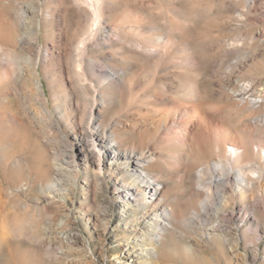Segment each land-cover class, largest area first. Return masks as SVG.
<instances>
[{
    "label": "rangeland",
    "instance_id": "rangeland-1",
    "mask_svg": "<svg viewBox=\"0 0 264 264\" xmlns=\"http://www.w3.org/2000/svg\"><path fill=\"white\" fill-rule=\"evenodd\" d=\"M106 9L84 66L103 96L79 79L84 52L74 42L87 35L70 0H0V264H264V178L247 200L232 182L230 202L195 220L193 210L169 218L151 205L139 166L108 159L100 170L77 145L95 97L96 117L122 148L140 140V113L172 103L155 101L144 52L112 37L118 19L187 43L206 110L264 140V0H109ZM167 71L159 76L170 82ZM151 145L149 170L166 177L172 205L193 209L200 164L185 156L175 167L166 147Z\"/></svg>",
    "mask_w": 264,
    "mask_h": 264
},
{
    "label": "bare ground",
    "instance_id": "bare-ground-1",
    "mask_svg": "<svg viewBox=\"0 0 264 264\" xmlns=\"http://www.w3.org/2000/svg\"><path fill=\"white\" fill-rule=\"evenodd\" d=\"M108 1L70 0L72 7L85 21L84 32L87 38L74 42V49L84 52L83 56L77 59V66H81L82 63L83 69L88 57L87 44L89 42L87 40L96 39L108 27L107 16L110 14L106 9ZM135 20L133 19V22ZM117 22L114 26L111 25L112 37L114 35L124 43L140 48L144 52L142 62L149 69L154 70L153 78L157 93L155 101L162 104L166 101L172 103L170 107L164 106L153 110L152 118L145 119L144 111L140 113L138 120L145 122H143V127L139 128L140 140L122 148V141L119 140L117 133L108 129V126L102 123L101 117H96L95 109L98 106V100L95 97L94 105L88 114L89 119L85 122L87 124L86 133L77 141L79 155L87 163L98 166L100 170L108 159L112 160L111 168L112 166L120 168L121 165L117 162L121 160L139 166L138 170L145 172L148 179L144 187L147 190L150 189L151 205L156 210H162L163 215L169 218H172V213L176 215L174 210H193L192 214L187 217L195 220L200 217L199 210H214L217 206L230 202L226 195H228V187L232 182L238 187L239 195L247 200L249 192L257 186L255 184L260 183L264 178V140H258L250 132L248 133L247 129L236 130L217 121L206 110L199 77L194 69L195 58L187 43L182 48H177L174 40L166 33L152 36L149 35V29L141 27L142 23L137 26L135 24L137 22H131L134 25L127 21L129 24L124 21ZM37 29L40 31L39 23ZM123 70L128 76V68L124 66ZM167 70L174 76L170 82L159 76L160 73ZM85 74V69L81 71L78 69L79 79L84 82L82 87L86 90L93 83L85 82L89 81ZM108 77H111V74L107 73ZM112 78L115 79V77ZM103 85L102 82L97 86L93 84L92 87L97 92L100 91V95L106 96ZM168 92H172V96ZM85 119L83 117L82 121ZM156 142L168 149L167 157L174 161L175 167L185 166V156L193 159V165L200 164L197 181L201 187L195 189L190 195L194 199L193 202L195 200L198 202L193 209L172 205L170 199L173 193L165 184L166 177H159L149 170V167L156 166L158 160L151 152V144ZM111 152L113 157L109 154ZM134 176L139 179V174ZM160 184H164V186L160 188ZM131 185L134 188L135 183L132 182ZM136 190L141 193L140 189ZM252 200H255L254 195ZM247 209L253 210L254 208Z\"/></svg>",
    "mask_w": 264,
    "mask_h": 264
}]
</instances>
